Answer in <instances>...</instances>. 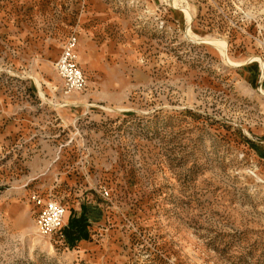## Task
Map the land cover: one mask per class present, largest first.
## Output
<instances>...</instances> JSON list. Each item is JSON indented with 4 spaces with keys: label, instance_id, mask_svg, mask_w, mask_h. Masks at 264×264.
Returning <instances> with one entry per match:
<instances>
[{
    "label": "rangeland",
    "instance_id": "rangeland-1",
    "mask_svg": "<svg viewBox=\"0 0 264 264\" xmlns=\"http://www.w3.org/2000/svg\"><path fill=\"white\" fill-rule=\"evenodd\" d=\"M0 264H264V0H0Z\"/></svg>",
    "mask_w": 264,
    "mask_h": 264
},
{
    "label": "built area",
    "instance_id": "built-area-1",
    "mask_svg": "<svg viewBox=\"0 0 264 264\" xmlns=\"http://www.w3.org/2000/svg\"><path fill=\"white\" fill-rule=\"evenodd\" d=\"M56 69L62 79V88L66 95L80 92L87 86V77L79 64L78 38L73 35L63 46L62 53L56 62ZM105 196L109 193L105 190ZM32 201L38 210L37 226L45 237L57 234L64 239L61 233L66 226V208L53 198H43L35 194Z\"/></svg>",
    "mask_w": 264,
    "mask_h": 264
},
{
    "label": "trees",
    "instance_id": "trees-1",
    "mask_svg": "<svg viewBox=\"0 0 264 264\" xmlns=\"http://www.w3.org/2000/svg\"><path fill=\"white\" fill-rule=\"evenodd\" d=\"M89 227L90 222L86 212H83L80 216L73 215L70 217L68 224L61 233L67 244L74 248L80 242L89 240Z\"/></svg>",
    "mask_w": 264,
    "mask_h": 264
},
{
    "label": "bare ground",
    "instance_id": "bare-ground-1",
    "mask_svg": "<svg viewBox=\"0 0 264 264\" xmlns=\"http://www.w3.org/2000/svg\"><path fill=\"white\" fill-rule=\"evenodd\" d=\"M184 11L186 12V15H187V17L189 19V22H190L192 20V16H191V14L189 12V9H184ZM211 42H213V44L216 45L220 49V51L226 56V45H225V43L222 44V43H219V42H216V41H211Z\"/></svg>",
    "mask_w": 264,
    "mask_h": 264
}]
</instances>
